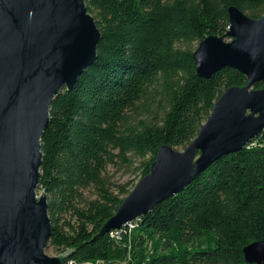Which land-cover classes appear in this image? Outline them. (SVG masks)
Returning a JSON list of instances; mask_svg holds the SVG:
<instances>
[{
	"label": "trees",
	"instance_id": "trees-1",
	"mask_svg": "<svg viewBox=\"0 0 264 264\" xmlns=\"http://www.w3.org/2000/svg\"><path fill=\"white\" fill-rule=\"evenodd\" d=\"M84 2L101 34L96 59L52 100L40 138L37 189L47 196V243L69 252L67 264H255L242 248L264 238V130L148 213L99 231L129 193L126 184L112 191L107 165L139 159L142 178L161 145L185 148L220 94L246 83L229 67L198 77L194 49L176 44L228 39V7L256 19L264 0ZM262 88L264 80L254 85ZM89 187L95 198L86 200ZM69 212L74 223L60 224Z\"/></svg>",
	"mask_w": 264,
	"mask_h": 264
},
{
	"label": "water",
	"instance_id": "water-1",
	"mask_svg": "<svg viewBox=\"0 0 264 264\" xmlns=\"http://www.w3.org/2000/svg\"><path fill=\"white\" fill-rule=\"evenodd\" d=\"M228 29L193 51L198 77L223 67L242 73L226 88L182 151L161 145L143 176L100 228L118 230L178 193L213 161L242 149L264 130V13L256 19L229 6ZM101 39L84 0H0V264H65L69 252H45L51 234L45 192L37 195L49 106L70 91L96 59ZM264 264V238L242 248Z\"/></svg>",
	"mask_w": 264,
	"mask_h": 264
},
{
	"label": "rangeland",
	"instance_id": "rangeland-1",
	"mask_svg": "<svg viewBox=\"0 0 264 264\" xmlns=\"http://www.w3.org/2000/svg\"><path fill=\"white\" fill-rule=\"evenodd\" d=\"M228 40V39H225ZM197 43L193 42L191 44H185V43H178L176 44V46L181 47V48H185V47H189V48H193L195 50V48L197 47ZM151 101L149 102H145V104L150 108V110L154 113L156 111V105L152 104L150 105ZM137 112L139 114L141 113L142 107L139 106L137 108ZM131 114V121L134 120V118L136 117V114ZM145 114L140 115V117H144ZM152 117V116H149ZM175 150L178 151H182L184 148L183 147H174ZM139 159H135L131 164H126L123 162H116L115 164H110L107 165V167L105 168V171L103 173V176L111 183V187H112V191L116 192V189L119 185H127L126 189L129 190V192L134 188V186L136 185V183L141 179V176L139 174ZM42 191L37 189V195H39ZM82 196L84 199L89 200V199H93L95 198V193H94V188L93 187H89L87 189H84L82 191ZM81 205V204H80ZM63 221L66 222H70V223H74L75 221V217L72 216L71 212L66 213L62 216L61 220H60V224L64 223ZM114 231V230H113ZM45 252L46 254H48L49 256H57L59 255L60 252L59 250H55L51 245H49L47 243L46 247H45ZM69 260L67 259V261L65 262V264H67Z\"/></svg>",
	"mask_w": 264,
	"mask_h": 264
},
{
	"label": "bare ground",
	"instance_id": "bare-ground-1",
	"mask_svg": "<svg viewBox=\"0 0 264 264\" xmlns=\"http://www.w3.org/2000/svg\"><path fill=\"white\" fill-rule=\"evenodd\" d=\"M128 224V223H127ZM126 225V224H125ZM124 226V225H123ZM115 231V230H114Z\"/></svg>",
	"mask_w": 264,
	"mask_h": 264
},
{
	"label": "built area",
	"instance_id": "built-area-1",
	"mask_svg": "<svg viewBox=\"0 0 264 264\" xmlns=\"http://www.w3.org/2000/svg\"><path fill=\"white\" fill-rule=\"evenodd\" d=\"M89 264V263H88ZM96 264H99V263H96Z\"/></svg>",
	"mask_w": 264,
	"mask_h": 264
}]
</instances>
